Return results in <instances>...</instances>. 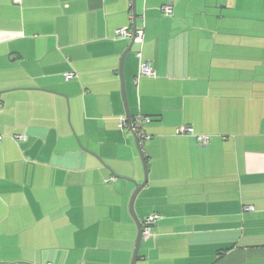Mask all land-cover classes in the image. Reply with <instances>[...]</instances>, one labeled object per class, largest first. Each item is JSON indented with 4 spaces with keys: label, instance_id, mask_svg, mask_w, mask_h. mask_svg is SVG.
Instances as JSON below:
<instances>
[{
    "label": "crops",
    "instance_id": "0c3cea01",
    "mask_svg": "<svg viewBox=\"0 0 264 264\" xmlns=\"http://www.w3.org/2000/svg\"><path fill=\"white\" fill-rule=\"evenodd\" d=\"M126 105L136 264H264V0H0V264L132 263Z\"/></svg>",
    "mask_w": 264,
    "mask_h": 264
},
{
    "label": "built area",
    "instance_id": "2783aa9c",
    "mask_svg": "<svg viewBox=\"0 0 264 264\" xmlns=\"http://www.w3.org/2000/svg\"><path fill=\"white\" fill-rule=\"evenodd\" d=\"M13 1L15 3H20L22 0H13ZM160 10H161L162 15L166 17H169L173 14L172 4L165 5L161 7ZM115 34L117 38L132 39L134 40V43L140 46L144 44V35H145L144 29L131 30L130 28H120L116 30ZM136 55L140 59L141 62H140L139 72H138L135 82L137 83L139 79L144 76L151 77V78L157 77V73L153 69L151 63L148 61L141 60L142 59L141 49L136 51ZM74 77H75L74 73H69L65 75V79L67 81L72 80ZM151 122H152L151 117L138 115L136 118L132 119V126H130V124L128 123L127 117H121L119 128L121 130L130 129L134 133V135L139 139L140 144L142 145L143 143L149 142L152 138L150 135L147 134L145 130L146 125L150 124ZM177 132L179 135H193L194 129L190 126H181L178 128ZM13 138L18 143L27 141V137L25 135L14 136ZM210 138H211L210 136H198V141L203 146H205L210 141ZM2 140H3V137L0 135V142ZM116 179H117L116 177H111V179L108 181H115ZM243 210L245 212H252L254 208L251 206H245ZM159 219H160V216L158 214H153L147 217L142 222V234H141L142 242H146L152 239L153 237H155L153 228Z\"/></svg>",
    "mask_w": 264,
    "mask_h": 264
},
{
    "label": "water",
    "instance_id": "95a60500",
    "mask_svg": "<svg viewBox=\"0 0 264 264\" xmlns=\"http://www.w3.org/2000/svg\"><path fill=\"white\" fill-rule=\"evenodd\" d=\"M135 2V0H134ZM134 43V40H132ZM124 59V58H123ZM120 77H121V82H122V94H123V98L126 102V94H125V81H124V75H123V61L121 62V66H120ZM127 103V102H126ZM126 117L128 120V123L130 124V126H132V117L129 111L128 106L126 105ZM136 143H137V147L139 149L142 161H143V165H144V170H145V181L144 183L139 186L137 188V190L135 191V193L132 196L131 199V203H130V211L132 216L134 217L137 227H138V236H137V242H136V246H135V251H134V256H133V260L131 264H136L137 260H138V255H139V251L142 245V239H141V234H142V222L139 221L136 216H135V211H134V205H135V201L137 196L139 195V193L141 192V190L143 189V187L146 185L147 181H148V169H147V164L145 161V157H144V152L143 149L141 147L140 141L139 139L136 137Z\"/></svg>",
    "mask_w": 264,
    "mask_h": 264
}]
</instances>
